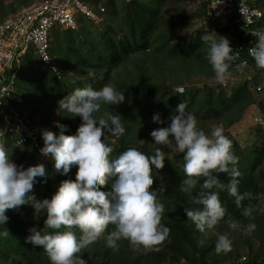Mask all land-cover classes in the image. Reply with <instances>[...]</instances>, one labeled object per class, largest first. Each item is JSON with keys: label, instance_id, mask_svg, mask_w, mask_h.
Returning <instances> with one entry per match:
<instances>
[{"label": "trees", "instance_id": "obj_1", "mask_svg": "<svg viewBox=\"0 0 264 264\" xmlns=\"http://www.w3.org/2000/svg\"><path fill=\"white\" fill-rule=\"evenodd\" d=\"M99 3L105 7V11L100 12V22L82 15L77 19L75 30L59 26L53 29L49 54L58 64L60 75L44 70L38 57L29 54L17 78L11 102L22 114L55 134L60 132L55 123L58 121L67 126L65 134L72 135L81 119L59 113L58 100L74 88L89 84L98 90L111 82L123 91V102L113 107L104 105L97 115L107 111L121 116L126 131L118 138L106 133L105 140L112 145L113 155L129 147L148 155L154 154L157 147L162 148L166 156L164 167L155 169L152 166L151 187L159 189L163 185L165 188L161 222L170 228V233L157 246L158 250H133L127 240L118 241L113 250L105 244V236L112 228L109 225L82 251L81 258L86 264H237L245 256L249 264L264 263V213L253 212L252 222L256 228L251 235L230 231L225 223L231 217L247 224L249 218L241 215L242 208L264 206V198L256 199L258 193H264V135L243 146L231 132L253 107L264 117V69L257 68L254 60L242 53L241 61L248 60L252 79L238 80L243 67L241 61L234 58L229 62L231 75L227 80L241 82L235 91H228L230 86H223L214 79L205 59L206 46L200 39L205 31H214L218 39L219 35L228 38L234 49L243 39L234 31L233 19L214 30L203 24L208 0H91L97 12ZM31 4L30 0H0V21ZM256 4L264 13V0ZM259 22L258 29L264 28V17ZM260 85L263 90L258 92L256 88ZM179 87L184 88L182 93L177 91ZM184 101L187 110L196 116L199 127L207 132L219 126L232 141L231 150L238 157L240 172L238 191L249 194L238 208L226 190L216 189L226 214L215 226V231L229 232L232 248L227 253L214 252L215 236L211 232L202 244H198L202 234L187 220L184 212L185 207L198 205L191 204L189 194L179 189L184 178L182 154L154 144L150 136L153 129L167 126L169 117L177 114L176 106ZM154 114H159L164 123L153 122ZM17 140L13 135L0 137L10 159L25 168L43 163L48 173L46 182L35 183L31 190L30 194L37 200L50 199L62 180H75L77 166L61 175L50 157H40L29 144L18 145ZM215 174L227 184L229 177L225 173ZM43 179L37 178L38 181ZM100 187L102 191H110L111 180ZM198 190L199 186L194 192ZM5 214L8 220L0 225V233L8 234L0 235V264H50L43 246L25 243L30 227H44L47 213L36 208L33 201H26L17 209H7ZM63 230L62 227L60 231ZM72 230L77 237L81 235L75 227Z\"/></svg>", "mask_w": 264, "mask_h": 264}, {"label": "clouds", "instance_id": "obj_2", "mask_svg": "<svg viewBox=\"0 0 264 264\" xmlns=\"http://www.w3.org/2000/svg\"><path fill=\"white\" fill-rule=\"evenodd\" d=\"M250 33L256 39L253 46L247 49L248 54L257 68L264 69V28ZM216 34L205 31L200 39L206 46L205 59L211 66L214 79L222 84L231 75L229 62L238 52L230 46L228 38L219 35L218 39ZM53 63L57 72L42 67L59 76V66ZM124 99L123 91L107 82L98 90L90 84L76 87L57 101L59 113H66L72 118L79 116L81 123L72 135H66L67 126L58 121L55 122L60 129L58 135L46 128L41 132L44 143L40 152L50 157L58 173L65 175L72 166H77L75 180H62L50 199L37 200L34 194H30L35 183L46 182L48 173L45 165L18 166L10 159L4 144L0 143V225L8 220L7 209H17L26 201H33L35 207L46 212L47 216L43 228L32 226L28 229L25 243L34 247L43 246L50 264H86L80 254L109 225L112 228L105 236V244L113 250L121 240H127L133 250H158L157 246L170 233V228L161 222L165 188L163 185L159 189L151 187L152 166L155 169L164 167L166 156L162 148L157 147L154 154L148 155L129 147L113 155L112 145L105 140L106 133L118 138L124 135L126 128L117 114L107 111L97 114L102 106L113 107ZM176 112L169 117L166 127L153 129L150 136L154 144L168 148L169 152L182 154L184 178L179 189L189 194L191 204L198 205L184 208L187 220L202 234L198 244H202L211 232L215 236L214 252L227 253L232 248L229 232L215 231V226L226 214L216 189L226 190L234 198L236 206L241 207V201L249 194L238 191V157L232 152V141L221 127H211L207 132L199 127L196 116L187 110L185 101L176 106ZM152 120L164 123L159 114H154ZM215 173H225L229 177L227 184ZM38 177L44 179L38 181ZM200 178H203L202 181ZM110 180L111 190L102 191L100 186ZM197 186L199 190L194 192ZM262 198L264 193H258L256 199L259 201ZM256 211L264 213V206L259 209L255 205L244 206L241 215L249 218V222L242 224L229 217L225 221L228 229L251 235L256 228L252 222L253 212ZM62 227L65 230L60 231ZM73 227L80 231L79 237Z\"/></svg>", "mask_w": 264, "mask_h": 264}, {"label": "built area", "instance_id": "obj_3", "mask_svg": "<svg viewBox=\"0 0 264 264\" xmlns=\"http://www.w3.org/2000/svg\"><path fill=\"white\" fill-rule=\"evenodd\" d=\"M82 1L41 0L0 21V137L17 136L18 145L29 144L42 158L46 157L40 152L44 143L41 132L45 127L18 111L11 99L16 91V81L23 60L27 55L35 54L45 69L57 72V66L49 54L52 44L51 34L55 27L76 29L78 13L100 22V12H104L105 7L99 3L97 7L99 12H97ZM254 1L258 0H208L206 13L202 17L203 24L208 25L212 30L233 19L234 31L243 39V42L234 48L238 52L235 57L237 61H241L244 52L248 58L253 59L247 49L253 46L256 38L250 32L258 29L255 25L264 17L263 11L259 6L254 5ZM241 63L243 68L240 78L251 80L252 72L248 60H243ZM228 84L227 79L222 83L223 86ZM179 89L184 91L183 87L177 88V91ZM256 90L260 92L263 87L260 85ZM253 120L258 125H264L262 114H253ZM237 264L249 263L244 256Z\"/></svg>", "mask_w": 264, "mask_h": 264}, {"label": "rangeland", "instance_id": "obj_4", "mask_svg": "<svg viewBox=\"0 0 264 264\" xmlns=\"http://www.w3.org/2000/svg\"><path fill=\"white\" fill-rule=\"evenodd\" d=\"M20 1V0H17ZM33 3L39 2L41 0H30ZM84 4H87L91 6V0H83L82 1ZM257 2L254 1V5L258 6L256 4ZM17 7V5H16ZM20 11V9L16 10V12ZM96 11V10H95ZM78 18L81 19L83 16L82 14L78 13ZM7 18V17H6ZM256 28H260V22L256 23L255 25ZM238 80H241L239 78ZM236 80L235 83L230 82L228 84L229 90L228 91H235L237 89L238 84H240L241 81ZM258 113L261 114L260 110L256 107H253L248 114L245 116L243 121L239 124H237L235 127L232 128L231 132L232 134L238 139L240 144L243 146L247 144H251L253 141H257L258 139H262L264 135V125H257L254 120H253V114ZM25 115V114H23ZM263 115V114H262ZM27 116V115H25Z\"/></svg>", "mask_w": 264, "mask_h": 264}]
</instances>
